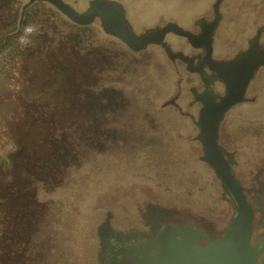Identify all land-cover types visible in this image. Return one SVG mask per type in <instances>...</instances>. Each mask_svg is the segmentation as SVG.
Here are the masks:
<instances>
[{"label": "rangeland", "instance_id": "1", "mask_svg": "<svg viewBox=\"0 0 264 264\" xmlns=\"http://www.w3.org/2000/svg\"><path fill=\"white\" fill-rule=\"evenodd\" d=\"M64 1L81 12L90 0ZM116 1L136 33L169 21L192 31L219 15L218 59L257 34L264 46V0ZM28 2L0 0V264H100L102 224L139 227L149 205L184 223L226 224L233 207L196 138L197 78L160 46L136 52L99 20L81 26ZM20 6L18 30L5 35ZM166 40L193 52L184 37ZM246 94L219 142L254 189V230L264 235V66Z\"/></svg>", "mask_w": 264, "mask_h": 264}, {"label": "water", "instance_id": "2", "mask_svg": "<svg viewBox=\"0 0 264 264\" xmlns=\"http://www.w3.org/2000/svg\"><path fill=\"white\" fill-rule=\"evenodd\" d=\"M45 1L52 4L72 22L86 26L100 21L103 30L126 44L133 51H142L150 45L162 47L173 60L180 58L191 63V69L202 70L206 64L214 72V78L224 86V93L217 97L210 89L196 96L201 102L196 125V138L203 148L201 159L205 161L220 179L225 195L234 202L235 212L226 229V235L216 240L208 237V246L201 249L199 264H257L261 250L251 245V235L255 211L248 200L244 188L233 173L232 155L219 143V127L225 114L234 106L247 101L246 93L252 79L261 66H264V47L259 42V34L251 39L249 47L228 60L213 58V36L217 21L203 28L201 33L185 29L174 21L145 29L136 33L129 24L124 5L116 0H90L84 11H78L64 0H29L25 6ZM206 22V21H204ZM173 33L184 37L195 48H204L206 54L198 67L183 52H175L166 40ZM172 228V227H171ZM170 236L166 228L156 241V255L144 258L138 264H196L186 251V227L172 228ZM182 239H176V235ZM154 244V243H153ZM193 261V263H192ZM129 264V263H127Z\"/></svg>", "mask_w": 264, "mask_h": 264}, {"label": "flooded vegetation", "instance_id": "3", "mask_svg": "<svg viewBox=\"0 0 264 264\" xmlns=\"http://www.w3.org/2000/svg\"><path fill=\"white\" fill-rule=\"evenodd\" d=\"M215 20L218 23L215 28L214 36H213V52H214V39H215L216 30L220 25V16L219 15L216 16L215 19L213 20L202 19L196 23L198 26L197 29L192 30L195 33H201L203 28H206L208 24H210L211 22ZM250 41H249V44H250ZM191 48L193 52H191L190 54H186L183 50H179L175 52L177 53L183 52L186 57L192 59L193 65L198 67L199 62L203 60L206 52L204 48L202 47L195 48L191 46ZM240 52H238L237 54H239ZM237 54H235L234 56L230 58H225V59L215 58L213 54L212 56L215 60L221 61V60L231 59L235 57ZM173 60L174 61L179 60L181 63H183L187 71L190 72V74L194 75L197 78L198 82L202 84L203 88L201 90L197 89L196 87L192 89L193 90L192 92L194 94V102L199 104L200 107H201V102L196 99V96L203 93L206 89H210V91L214 93L217 97H219L220 95L224 93V89L222 93L216 91V87H218L219 85H222V83L214 78V72L211 71L206 64H204L202 66V70L199 71L198 69H195V70L191 69V63L186 62L180 58H175ZM243 188H244V192L246 193L248 200L252 203L254 207L255 217H256V213L259 208L258 199L249 198V194L253 192L254 189L253 190L248 189V188H245L244 186ZM224 198H225V201H228L231 203V206L233 207V213L230 219L228 220V222L221 227H214L210 225L202 226V225H196L193 223H184L180 220H175L173 219V216H174L173 212L166 211L161 206H156V205H149L146 207L145 212L142 214V219L140 221L139 227L131 228V229L124 230V231L118 230L111 224L110 220L107 219L102 224L100 228V234H99L100 245H101V251L99 254L100 264H127V263L138 264L144 258V252L146 251L148 253V256L154 257L156 255V250L154 248V245H156V241L159 240L161 233L164 231V228H166L167 233L170 236V234H172L173 232L172 228L176 226H179V227L182 226V227L187 228L186 251L188 254L187 255L188 260H189V257H191L194 263L199 264L198 259H200L199 256L201 254V249L208 246L209 244L208 237L211 240H216L218 238L224 237L226 235V229L235 212L234 202L231 199V197L228 195H225ZM255 217H254L253 228H252L251 245L261 250L260 254L258 255L256 259L257 264H264V235L257 234L256 231L254 230ZM175 237L176 239H179V240L182 239V236L179 234H177Z\"/></svg>", "mask_w": 264, "mask_h": 264}, {"label": "trees", "instance_id": "4", "mask_svg": "<svg viewBox=\"0 0 264 264\" xmlns=\"http://www.w3.org/2000/svg\"><path fill=\"white\" fill-rule=\"evenodd\" d=\"M23 16V12H22V6H20L19 8V12L17 14V17L15 18V22L13 24V28H2V30L6 31L5 35H9V33H14L16 30H18V25L19 23L22 21V17ZM66 18V17H65ZM67 21H69L68 19H66Z\"/></svg>", "mask_w": 264, "mask_h": 264}]
</instances>
